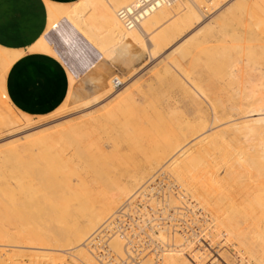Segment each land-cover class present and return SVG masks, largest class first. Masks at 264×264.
I'll return each mask as SVG.
<instances>
[{
  "label": "rangeland",
  "instance_id": "374dc122",
  "mask_svg": "<svg viewBox=\"0 0 264 264\" xmlns=\"http://www.w3.org/2000/svg\"><path fill=\"white\" fill-rule=\"evenodd\" d=\"M179 1L181 2V0ZM182 1L178 9H182V4L186 2L185 0ZM78 2L83 3V0ZM111 4L112 0H95L93 4L81 5L78 12L89 19L90 29L88 26L81 28L78 24L75 26H71L69 23L63 25L61 20L63 11H59V4L51 2L50 6L47 5V34L40 37L34 44L39 49L42 47L52 48V52L49 53L56 55L65 63L69 76L74 80L71 85L72 90L77 91L79 82L82 85H89L88 87L90 85L92 87L94 83L93 92L84 94L87 95L88 99L75 100V97L68 95L64 104L49 115L30 116L26 114L25 118H21L22 112L6 102L7 95L4 90V83L11 66V60L2 57L0 52V165L2 162H8L9 159L13 162L9 169L0 167V184L10 194H16L20 199H23L24 194L21 192L20 183L24 182L25 179L33 180L34 178L32 174H29L30 177L24 176L23 166L25 164H29L30 167L36 164L44 167L47 165L46 160L47 162L53 160L51 169L54 171L58 170L56 159L65 160L72 155V158L75 157L73 158L75 165L67 171L66 176L68 178L64 180L67 183H72V189L76 191V189L82 188L79 173L87 175L86 179L92 178L91 180L88 179L91 181L90 185L92 182L94 183L91 186L103 185L102 188L111 189L112 186L110 185H113L117 178L128 176L134 169L138 166L142 167L159 152L161 148L160 139L157 141V138H153L155 135L158 136L154 133L153 127L160 128L162 132H168L178 129L179 119L186 121V119L200 115L205 117L208 124L210 123L209 125L212 126L211 135L218 133L213 137V144L206 143V138L202 136L196 139L191 146L183 148L186 149V159L187 156H190L189 158L193 161L186 169V177L183 176V178L178 179L172 168L174 166L163 164L164 166L161 165L158 167L159 170L157 168L152 173V175L154 173L159 174L154 181L150 180L147 184L145 183L152 175L145 179L138 192L144 188L148 189L147 193L145 195L135 194L134 200H136L137 210H139L137 214H134V220L130 219L132 229L138 228L139 225L141 228L136 230L139 231V235L128 233V236L130 235L128 240H131L132 244L144 246L143 253L145 255L143 254V256L147 259L149 256L151 260L154 259L151 264H161L164 252L154 249V246H157L156 242L161 241L154 243L151 241L153 245L152 243L150 245L140 236L145 230L154 231V229L151 230L153 227L151 222L156 219L153 224L156 223L159 227H161L160 225H163L162 227L172 226L170 232L174 234L176 230L178 233L176 235L184 238V241H187L186 244L191 238L192 241L195 240L196 245L194 244V247L200 245L199 241L203 237V233L204 237L206 234L207 236L211 234L212 236H206L205 240H211V242L214 240L215 250L217 247L218 249L216 256L214 254L210 260H208L209 258L205 259L208 260L206 264H213L214 262L216 264H264V230L259 232V235L258 233L252 235L254 232L252 230H249V233L246 231L241 238L244 243H240V246L238 245V240H240L238 234L233 237L236 243L234 240H230L234 244L226 240L228 243L225 242V244L223 241L226 234L222 233L221 236H218L214 233L213 220H208L204 213L195 210L194 207H197L198 203H194L193 207L192 205H190L191 207L189 205L184 206L186 217L181 214L178 217L173 215L171 218L172 210L169 207L171 199H181L184 194H190V191L185 193L182 191L183 189L198 184L204 186L213 183V189L220 193L218 198H215L218 199L217 204L221 208L220 212H224L225 209L228 210L229 207L226 204L235 197V185L239 183L248 184L246 183L247 178H250L252 182V190L264 189L260 186L264 182V175L262 176L264 171V123L247 124V120L240 125L235 123V120L240 116V111L235 108L240 103L248 101L246 97L259 99L264 96V0H216L206 4V7L203 4L205 7L203 10L201 9L202 6H196L197 15H194L193 20L183 25L179 30L170 32L160 45L151 42L152 35H150V39L148 35L151 34L152 29L143 20L137 31L146 40L148 53H152L148 54L147 59L142 63L125 70L116 68L118 63L107 62L105 59V55L107 56V52L104 53L105 48L111 44L104 46L101 37L106 34V31H112V34L109 33L111 37L119 31L115 27L114 18L110 16L108 11ZM114 14L116 17V13ZM177 57L181 60V65L175 63ZM100 59H102L100 64L91 68ZM175 64L177 65L175 66ZM93 71L95 72L93 73ZM218 73L227 76V78L218 79ZM116 78L123 81V85L119 88L114 86V79ZM184 88H186L185 91ZM156 111L161 112V115L158 116ZM137 131L140 133L138 134ZM129 136L133 137L127 141H122L119 150L113 149L115 138L119 137L126 140ZM96 137L99 139L100 142L97 143L102 146L103 151L108 156L115 154L117 159L113 160L114 156L111 157L112 159L95 158L94 154L97 151H94L93 143L98 140ZM91 145L93 146L91 147ZM145 145L146 148H143ZM82 150L86 154L85 162L84 160L79 161L80 158H78ZM50 151L52 153H49ZM41 156L43 159L46 156V160L41 161L39 158ZM191 156H193V160ZM114 162L116 163L114 164ZM40 167H37L36 171L34 170L35 173ZM120 168L122 169L120 170ZM73 169L74 171H72ZM119 171L123 173L121 174ZM169 176L173 177L170 178ZM258 177L261 178L253 181ZM93 178L94 181H92ZM176 179L178 180L176 181ZM103 181H105L104 184ZM151 184H154L153 187ZM144 198L146 202L143 200ZM149 199L151 202H148ZM74 200L76 199L73 198L69 203L77 208L79 201ZM144 202L149 206L145 205ZM193 202L195 201L193 200ZM208 202L209 200L206 201V203ZM76 210H73L75 215L83 212L81 209V212ZM85 210L87 209L85 208ZM242 211L244 212L242 213L241 209L235 211L236 219H240L242 214L243 216L249 215L248 210L243 208ZM140 213H143V216ZM157 213L159 214L157 215ZM149 217L152 220H148ZM157 219L159 222H156ZM185 219L186 224L184 223ZM182 226L183 228L180 229ZM6 229L13 233L16 232L15 227L8 226ZM162 229V232H158V229L155 232L157 239L158 233L164 232L166 234L165 229ZM209 230L211 233L208 234ZM189 237L191 238L189 239ZM214 237L215 239L219 237V239L217 238L219 241H215ZM245 238L250 240L248 239L249 241L247 240L248 242L245 243ZM112 244V246L117 247L120 244V238L117 237ZM232 244L235 245L233 248ZM7 245L0 243V264H62L63 262L77 264L74 258L80 262L83 257L80 252L86 248V245H78L79 253L72 250L60 251L58 255L61 256L55 257V255L49 254L50 249H44L35 244V246L24 245V247L16 244ZM173 246L175 245L170 247L174 248L173 252L181 250L182 253L186 249V253H192L193 248L189 249V247L184 248L182 246L183 250L182 247ZM236 246L239 247L236 248ZM204 249L206 250V248ZM151 251L154 252L150 253ZM234 251L238 253L236 254ZM72 252L78 254L73 255ZM213 257H220L219 262H217V258ZM212 258L215 260H211ZM129 263L141 264L140 260H135V258H132Z\"/></svg>",
  "mask_w": 264,
  "mask_h": 264
},
{
  "label": "bare ground",
  "instance_id": "6f19581e",
  "mask_svg": "<svg viewBox=\"0 0 264 264\" xmlns=\"http://www.w3.org/2000/svg\"><path fill=\"white\" fill-rule=\"evenodd\" d=\"M94 1L95 0H83V3L76 2V3H71V4H64V3L60 4L59 3V6H60L59 11H63V15H61L62 24L66 25L67 23H69L71 26H75L78 24V26H80L81 28L88 26L91 29V25L89 24V19L86 18L84 15H81V13L78 12V9L81 8V5L93 4ZM134 1L135 0H112V4L108 8V11H109L110 16H112L114 18L115 27H117L119 29V31L117 33H115L112 37L110 36V34H112V31H106V34H104L101 37L102 43L104 46L107 44H111L109 47L107 46L108 48H105L106 51L104 52L105 54L107 52V56L105 55V59L107 60V62H116V63H118L117 65L123 67V69H126L128 67H133L135 65L142 63L143 61H145L147 59L148 54H149L148 53L149 49L147 50L148 44L146 43V40L144 39V37L142 35L138 34V31H137V28L140 27L141 24L135 28L128 29L121 23V21L119 20V18L117 16V11H118L119 7L121 8L123 6L129 5ZM185 1L186 2L184 4H182V7H183L182 9H178V8H180V6H181L180 3L183 1L181 0V2H180L179 0H177L174 4H172L170 6L164 5L160 9L158 8V11H154L149 16H147L146 18L143 19L144 21H146V23H148L150 25V28L152 29L151 34L148 35L149 39H150V35H152L151 36V38H152L151 42L153 41L155 45L156 44L160 45V43H162L167 38V36H169L170 32H173L175 30L176 31L179 30L181 27H183V25H186L188 22L193 20L194 15L197 12L196 6L197 7L202 6L201 9L203 10V7H204L203 4L206 7V4L211 3L212 1H216V0H185ZM47 5L50 6L51 2L47 1ZM114 13H116V17H115ZM232 15H234V14H232ZM108 40H110V41H108ZM101 46H102V44H101ZM29 49L38 50V51L42 50L45 52H52V50H53L52 48H45V47H42L39 49L38 47H36L34 45L31 46ZM195 49H197V48H195ZM150 51H152V50H150ZM0 52H1L2 57L4 56V58L11 60V65L13 64L14 60L17 59V56H20L21 54H23V53H21L22 51H19V49L18 50H9V49L3 48L1 46H0ZM102 53H103V51H102ZM153 53H155V52H153ZM180 58H182V57H180ZM176 62L178 65L182 64L181 60L178 57H177V59L175 58V63ZM177 64H175V66ZM226 78H227V76H225L221 73H218V79L223 80ZM175 80H176V78H175ZM73 81H74L73 78L70 77V84L71 85L73 84ZM93 85H94V83H93ZM93 85H92V87H91V85H90V87H88L89 85L88 86H87V84L82 85L79 82V84L77 86V91H74V89L73 90L70 89L69 95L73 98L75 97V100H78V99L84 100V98L88 99L87 95H84V94L91 92L94 89ZM185 89L186 88H184V91H185ZM246 98H248V101L240 103L235 108L236 110L240 111L239 112L240 116L235 120V123L240 125V123L244 122L245 120H247V124H252L253 122L264 123V96L259 98V99H254V98L251 99V97H246ZM157 106H155V107H157ZM156 113L158 116L161 115V112L156 111ZM22 115L23 116H20V117L25 118L26 114L22 113ZM222 121H224V120H222ZM178 123H179L178 129H173V130L168 131V132H162L160 128L158 129V127H153L152 129L155 130L154 133L158 134L157 137L155 135L153 138H157L156 139L157 141H158V139H160L159 143L161 145V148H160L159 152L156 154L155 157L151 158V160H149L142 167L138 166L136 169H134L128 176L123 177V178H121V177L117 178L115 183L113 185H110V186H112L111 189L102 188L103 185L101 186L100 182H99L100 186L97 185L98 183H95L97 186H95V185L91 186L93 182L90 185L89 183L91 181H89V180H91L92 178L90 177V179L88 178L89 179L88 180V179H86L87 175H81V173H79L78 175H80V180L82 182V188L80 190L76 189V191H75V189H72L73 188L72 183H70V182L67 183L64 181V180H67V178H68L66 176L67 171L69 169H71L72 166L75 165V161H74L75 159H73L75 157L72 158L71 157L72 155L70 156V158H67L65 160L64 159H62V160L56 159L59 166L57 165L58 170H54V171L51 169V167H52L51 163L53 162V160H52V162H51V160H48V162H49L48 163L46 160L47 157L45 156V158L43 159V157H42L43 155L41 156L42 159H41V157H39V158L41 161L46 160V163H47L46 166L40 167V166H37V164L31 165V167L33 168L32 169L30 166H28L29 164L28 165L25 164L23 166L24 167L23 168L24 176L30 177L29 174H32L34 178H33V180L25 179L24 182L20 183L21 184V192L24 194L23 199H20L19 196L16 194H10L8 192V190L5 187H3V185L0 184V243H4L6 245L7 244L23 245V247H24V245L25 246L26 245H30V246L38 245L41 248L50 249L49 254H51V256L55 255V257L61 256V255H58V252H60V251L72 250L73 252H75V251H78V249H77L78 245L79 246H81V245L85 246L86 245V248L83 249V251H81V252L78 251V253L80 252V254L83 255V257L81 258V261L79 262V260L77 261L75 258H74V261L77 264H81V263L82 264L83 263L84 264H102L99 261L98 257H96L94 250L91 249V247H90V243H91L92 239L94 238V236L98 233L101 234V233L107 232V231L113 232V228L115 227V225H112V226H110V225L113 223V221H115V219L119 218L120 216H124L125 213L128 211V209H127L128 207L129 208L132 207V202L136 198L135 194L140 193L141 195H145V193H147L146 191L148 189L146 190L143 188L141 191L139 190V192H138V189L140 188V186H142V184H144L145 179L148 178L150 175H152L154 170H156L161 165L168 164L169 166H174L172 168H173L174 174L177 175L178 179L183 178V176L186 177V169L191 165V163L193 161H191V158H189L190 156L189 157L187 156V159H186V156H185L186 149H183V148L191 146V144H193L196 139H198L202 136H204L206 138V143H209L212 145L214 142V141H212L213 137L218 134V133H214L213 135H211L210 129L212 128V126L209 125L210 123L208 124V120L205 117L200 116V115L195 116L191 119H186V121L179 119ZM216 128H218V127H216ZM137 133L139 134L140 132L137 131ZM99 134H100V132H99ZM132 137L133 136H129V137H127L126 140H122L119 137L115 138V143L113 145V147H114L113 149L119 150V147L122 145V143L124 141H127L128 139H131ZM137 139H140V138H137ZM90 140H91V138H90ZM98 141H99V139L96 141V143L93 141L94 142L93 145L95 147L94 151L95 150L97 151L96 154H94L95 158H99V157L102 158L103 157V158H109L110 159L112 156H114L113 160L117 159V157H115V154L108 156L103 151L102 146H100V144L97 143ZM147 142L149 144V141H147ZM84 143H86V142H84ZM80 144H82V143H80ZM91 144H92V142H91ZM93 145H91V147ZM127 145H128V143H127ZM130 145H131V142H130ZM144 147L146 148V145L143 146V148ZM143 148H141V149H143ZM77 149H79V148H77ZM16 150L18 152V149H16ZM92 150H93V148H92ZM177 150H179V151H177ZM13 153L15 155V152H13ZM49 153H52V152L50 151ZM43 154H45V153H43ZM191 157L193 160L194 159L193 156H191ZM78 158H80L79 161L84 160V162H85L86 154L84 153L83 150L80 151ZM140 158H141V156H140ZM77 159H76V162H77ZM126 159H127V157H126ZM35 160H38V159H35ZM38 162H40V161H38ZM87 163H89V162L87 161ZM115 163L116 162H114V164ZM11 164H13V162L9 159V161L6 163L2 162L0 167L9 169ZM39 164L41 165V163H39ZM36 166L41 168V169L40 168L37 169V171H38V172H36L37 174L35 173L36 168H37ZM90 167L92 169V165ZM122 168H120V170ZM131 168H132V166H131ZM90 170H89V172H90ZM158 170H159V168H158ZM72 171H74V169ZM89 172H88V174L91 176L90 173H92V172H90V173ZM119 172H121V171H119ZM122 173L123 172H121V174ZM154 174L145 182L146 184L150 180L154 181L155 178H157V176L159 175L158 173H157L158 175L157 174L154 175ZM113 175H114V172H113ZM263 175H264V171H263L262 176ZM93 177H95V176H93ZM171 177H173V176H171ZM260 178L261 177L253 179V181H257ZM95 179H96V177H95ZM178 179H176V181ZM92 181H94V178ZM171 181H172V179H171ZM53 182H55L56 184ZM104 182L105 181H103V184H104ZM171 183H173V182H171ZM246 183H248V184L243 185L242 183H239V184L235 185V189H236L235 197L232 199V201L230 200V202H228L226 204V206L229 207L228 208L229 213H227L228 210H226V209L224 210V212H220L221 208L217 204L218 199H215V198H218L220 193L218 190L213 189V183H209V184L204 185V186H200L199 184L194 185V186H189L186 189L182 190L185 193H186V191H190V194L187 193L189 196L184 194V196L180 195L182 197L181 199H174V200L171 199L169 207L172 210V213H170V217L172 218L173 215H177V217H178V215H181V214H182V216L186 217V213H185L186 209H184V206L189 205V207H191L190 205H192V207H193L194 203H198L199 205L197 207H194L195 210L196 211L198 210V212L200 211V213H204V215L206 216V218H208V220H213V222H214L212 225L213 226V232L218 234V236H221L222 233L223 234L225 233L226 235L225 234L224 235L226 236L227 239L225 238V240L223 241V239H221L222 237H220V239L224 243L226 242V240H229V241L234 240L233 237L236 236V234H238L240 237L239 238L240 240H238L239 241L238 245L240 246V243H244L243 239H241V238L245 234L246 231H248V233H249V230H252V231H254V232H252V235H253V233L254 234L258 233V235H259V232H262L264 230V189L260 188L258 190H252L253 188L251 187L252 182H251L250 178L246 179ZM153 185L151 184L152 187H153ZM260 186L264 187V182ZM250 190H252V191H250ZM73 198H75L76 200L79 201V206H78L79 208L78 207L75 208V207H73V205H71L69 203ZM76 200H74V201H76ZM143 200H145V202H146L145 198ZM193 200L195 202H193ZM207 200H209L208 203H206ZM145 202H144V204L146 205L147 203H145ZM148 202H151V200ZM220 202H221V200H220ZM144 204L142 203L141 205H144ZM160 205H161V203L159 204V206ZM153 207H154V204H153ZM85 208L87 210H85ZM243 208H244V210L249 211V215L245 214V216H243V214H242L243 218L241 217L240 219H238V218L236 219L237 216L234 214L235 211H238L241 209V212L243 213L244 212V211H242ZM76 209H78V211H80V209H81L83 212L80 211L81 212L80 214L76 213V215H75L73 213V210H76ZM160 209L163 210V208H160ZM140 212H142V211H140ZM151 212H152V210H151ZM144 213H145V211H144ZM140 214L142 215L143 213H140ZM158 214L159 213H157V215ZM250 215H252V217H250ZM164 216H165V214H164ZM150 219H151V217L148 218V220H150ZM155 220L156 219H153L151 222V225H153L151 230L154 229V231H148V230H145L143 232L141 231L142 235H140V236H142L145 239V241H148L150 243V245L152 242L154 243L155 241H161L158 243L156 242L157 246L154 244L155 250H157L159 252H164L163 257L161 258V260H162L161 264L162 263L163 264H206V262L208 260H210L212 255L215 254V256H216V252H217L218 247L215 250L214 246H216V245H215V242H213L214 240L212 242H211V240L210 241L205 240V238L207 236L206 233H205L206 235L204 237V233L202 232L203 237L200 236L201 237L200 238L201 240L199 241L200 245L194 247V244L196 245V243H195L196 241L195 240L192 241L191 237H189V239L190 238L191 239L188 240V244H186L187 241H184V238L182 239V237L180 235H176V234H178L176 232V230L174 231L175 235L172 232H170L171 231L170 229H172V226L171 227H169V226L162 227L163 225H160L161 227H159L158 224H156V223L153 224V221H155ZM173 221L176 222L175 220H173ZM205 221L206 220L204 219V222ZM145 222H148V221H145ZM156 222H159L158 219ZM188 222L190 223V221H188ZM68 223H71V224L69 225ZM184 223L186 224V219H185ZM195 224L196 223H194V225ZM142 225H143V222H142ZM8 226L9 227H15L16 232L13 233L12 231H9L8 229H6V227L8 228ZM140 226L141 225H139L138 228H141ZM138 228L135 227L132 230L130 229L132 235H135V234L139 235V231H136V230H139ZM162 228L165 229L164 231L166 232V234L164 232L161 234L158 233V239H157V235L155 234V232H157V229H158V232H160V231L162 232L163 231ZM181 228H183V226L180 227V229ZM116 232L117 231L113 232V234L110 233L111 235L108 234L111 236L109 246L111 248L110 250H113L112 255L114 257L113 256L112 257L114 258V260H116V259L118 260V258L126 260V259H130L133 257V258H135V260L136 259L140 260L141 264H144V263L145 264H151L153 262L154 259L151 260L149 258L150 256L148 257V259H147V257L143 256V254H144L143 253L144 252L143 247L144 246L140 247L138 245L131 244L132 241L128 240V238L125 235L122 237L121 234L116 233ZM209 233H211L210 230L208 231V234ZM210 235L211 234H209L207 237H210ZM117 237L120 238V244L117 247L112 246L113 245L112 242H114L117 239ZM129 237H130V235H129ZM217 238L219 239V237H217ZM217 238L215 239V237H214L213 239H215V241H217L218 240ZM245 239H244L245 243H247L250 240L249 238H248L249 240L247 238H245ZM129 241H131V242H129ZM234 242L236 243L235 240H234ZM234 242L230 241L229 243L234 244ZM85 243H87V244H85ZM153 243H152V245H153ZM226 243H228V241ZM137 244H138V242H137ZM171 245H175L176 247L179 246L180 248L182 246H184V248L189 247V249L193 248L192 253H186V249L184 250L183 247H182V249L185 252L183 251L181 253V250L179 252H173L172 250H174V248L173 249L170 248ZM175 246H173V247H175ZM234 246L235 245H233L232 248ZM239 246H236V248ZM130 248H136V249L130 250ZM139 248H141V249H139ZM204 248H206V250ZM229 248H230V246H229ZM157 251H155V252H157ZM175 251H177V250H175ZM73 252H72L73 255L78 254V253H73ZM153 252L151 251L150 253H153ZM234 252H233V254L236 253V252L235 253ZM222 253L224 254V251ZM222 253H220V254H222ZM147 254H148V252H147ZM155 254L156 253H154V255ZM136 255H137V258H136ZM161 256H162V254H161ZM158 257H159V255H158ZM207 258H209V259L205 260ZM213 258H215V257H213ZM213 258L211 260H213ZM216 258H217V262H219L220 257L219 258L216 257ZM71 259H73V258H71ZM62 260H63V258H62ZM223 262H225V261H223ZM62 264H69V263L63 262ZM213 264H216V263L214 262Z\"/></svg>",
  "mask_w": 264,
  "mask_h": 264
},
{
  "label": "crops",
  "instance_id": "0c3cea01",
  "mask_svg": "<svg viewBox=\"0 0 264 264\" xmlns=\"http://www.w3.org/2000/svg\"><path fill=\"white\" fill-rule=\"evenodd\" d=\"M47 1L71 4L80 0H0V46L23 53L6 74V102L30 116L55 112L64 104L71 89L68 68L60 58L29 49L47 34Z\"/></svg>",
  "mask_w": 264,
  "mask_h": 264
},
{
  "label": "built area",
  "instance_id": "2783aa9c",
  "mask_svg": "<svg viewBox=\"0 0 264 264\" xmlns=\"http://www.w3.org/2000/svg\"><path fill=\"white\" fill-rule=\"evenodd\" d=\"M176 1L177 0H135L131 4L119 8L117 11V16L126 28H135L141 24L144 18L149 16L158 8L164 5L170 6ZM122 85L123 81L121 79L116 78L114 80L115 87L119 88ZM127 209L128 211L126 213L124 212L125 215L115 219V221H113L110 226L115 225V227L113 228V232L117 231L116 233L121 234L122 237L125 235L129 239L128 233L131 232L128 231L130 229L132 230V223L130 219L134 218V214H137L139 210H137L136 200H133L132 207H128ZM113 232L107 231L101 234H96L92 239V242L90 243V247L94 250L96 257H98L99 261L102 264H130L129 261L132 260L133 257L126 260L120 258H118V260H114V256L112 255L113 250H110L111 248L109 246L111 237L110 235L113 234ZM134 249L136 248H130V250ZM158 262L160 261L158 260Z\"/></svg>",
  "mask_w": 264,
  "mask_h": 264
}]
</instances>
